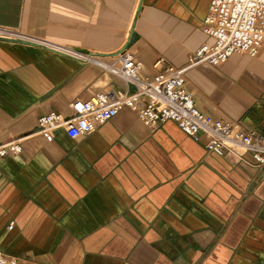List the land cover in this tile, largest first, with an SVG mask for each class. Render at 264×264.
Returning a JSON list of instances; mask_svg holds the SVG:
<instances>
[{"label":"crops","instance_id":"0c3cea01","mask_svg":"<svg viewBox=\"0 0 264 264\" xmlns=\"http://www.w3.org/2000/svg\"><path fill=\"white\" fill-rule=\"evenodd\" d=\"M212 0H0V250L20 264H264V168L209 153L172 121L124 109L93 134L50 139L37 119L123 82L23 39L98 55L125 47L181 67ZM197 107L264 137V42L250 58L186 74ZM12 223V224H11ZM12 227L9 229V225Z\"/></svg>","mask_w":264,"mask_h":264},{"label":"built area","instance_id":"2783aa9c","mask_svg":"<svg viewBox=\"0 0 264 264\" xmlns=\"http://www.w3.org/2000/svg\"><path fill=\"white\" fill-rule=\"evenodd\" d=\"M201 29L210 43L191 53L181 67L157 59L150 78L143 76L141 62L127 47L104 57L48 42L20 40L82 65L94 66L103 75L119 79L126 87L123 92L109 90L71 102L70 116L58 112L40 116L36 122L38 132L47 139L58 130L67 131L73 138L86 137L127 109L136 113L148 128L172 121L186 135L195 139L202 137L209 153L233 162L244 161V156L250 155L256 167L264 168V137L203 113L186 81L187 72L198 65L219 67L234 54L257 57L264 42V0H212ZM0 37L17 40L15 33H0ZM21 152L19 140L0 144V158ZM0 264L20 263L18 258L0 250Z\"/></svg>","mask_w":264,"mask_h":264},{"label":"bare ground","instance_id":"6f19581e","mask_svg":"<svg viewBox=\"0 0 264 264\" xmlns=\"http://www.w3.org/2000/svg\"><path fill=\"white\" fill-rule=\"evenodd\" d=\"M88 52V51H87Z\"/></svg>","mask_w":264,"mask_h":264}]
</instances>
